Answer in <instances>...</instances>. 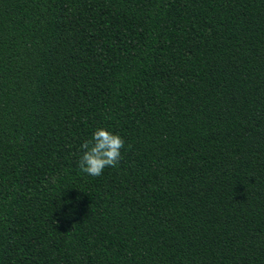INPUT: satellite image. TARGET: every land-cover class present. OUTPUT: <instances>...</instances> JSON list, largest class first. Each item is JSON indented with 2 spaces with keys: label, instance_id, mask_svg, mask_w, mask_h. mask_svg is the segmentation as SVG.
Here are the masks:
<instances>
[{
  "label": "trees",
  "instance_id": "16d2710c",
  "mask_svg": "<svg viewBox=\"0 0 264 264\" xmlns=\"http://www.w3.org/2000/svg\"><path fill=\"white\" fill-rule=\"evenodd\" d=\"M0 264H264V0H0Z\"/></svg>",
  "mask_w": 264,
  "mask_h": 264
},
{
  "label": "clouds",
  "instance_id": "9594fccd",
  "mask_svg": "<svg viewBox=\"0 0 264 264\" xmlns=\"http://www.w3.org/2000/svg\"><path fill=\"white\" fill-rule=\"evenodd\" d=\"M124 140L104 128H97L90 140L81 145L79 169L89 176H100L106 167H115L121 158Z\"/></svg>",
  "mask_w": 264,
  "mask_h": 264
}]
</instances>
